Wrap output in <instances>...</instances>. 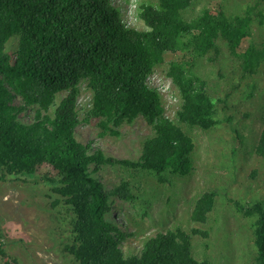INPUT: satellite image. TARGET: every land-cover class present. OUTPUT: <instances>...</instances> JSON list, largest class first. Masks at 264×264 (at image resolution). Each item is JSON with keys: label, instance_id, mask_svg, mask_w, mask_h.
I'll use <instances>...</instances> for the list:
<instances>
[{"label": "trees", "instance_id": "obj_1", "mask_svg": "<svg viewBox=\"0 0 264 264\" xmlns=\"http://www.w3.org/2000/svg\"><path fill=\"white\" fill-rule=\"evenodd\" d=\"M190 4L139 5L144 30L137 31L124 26L113 0H0V171L13 179L39 177L55 204L70 212L66 249L78 264H208L193 258L191 241V235L208 238L207 233L129 232L111 218L110 199L134 201L133 183L122 180L107 191L95 176L106 167L151 174L159 184L168 183V175H187L194 144L186 129L206 132L218 125L216 101L191 72L193 65L219 54V40L245 71L264 63V42L251 43L255 26L264 40V0L249 6L244 17L204 11L186 21ZM164 64L180 100L174 120L165 117L157 90L146 86ZM83 90L87 104L78 101ZM138 118L152 134L137 160L109 156L83 136L92 121L103 137L118 136L121 125ZM256 152L264 161V129ZM215 197L210 192L197 201L193 222H206ZM235 206L255 215V263L264 264V201L248 209ZM1 239L0 234V257Z\"/></svg>", "mask_w": 264, "mask_h": 264}, {"label": "rangeland", "instance_id": "obj_2", "mask_svg": "<svg viewBox=\"0 0 264 264\" xmlns=\"http://www.w3.org/2000/svg\"><path fill=\"white\" fill-rule=\"evenodd\" d=\"M259 1L191 0L183 17L190 21L205 11L212 15L222 12L235 19L244 17L248 7ZM157 2L114 0L123 18L130 22V17L137 31L144 28L136 17L138 6L149 3L156 7ZM251 37V43L257 47L264 42L257 26ZM218 47L219 54H208L191 69L216 101L218 125L206 132L186 129L194 144L190 172L185 176L168 175L169 182L164 184L157 183L151 174L118 167H106L95 176L107 191L122 180L133 183L130 189L134 201L110 199L111 218L126 225L129 232L146 235L175 228L188 233L199 230L207 233L208 238L191 235L196 261L256 264V217L237 211L235 204L239 202L248 209L264 201V161L256 152L264 129V63L254 71H245L242 60L232 56L223 41L219 40ZM166 70V64L156 68L149 84L161 97L165 117L174 120L180 100ZM78 101L87 104L89 93L83 90ZM96 124L92 121L83 127L88 131L83 136L107 155L119 159H139L141 143L152 134L142 118L131 125H121L118 136L100 137ZM210 192L216 197L206 222H193L191 216L197 201ZM55 201L56 197L39 177L13 179L0 171V234L4 250L0 264H78L66 249L70 242V212Z\"/></svg>", "mask_w": 264, "mask_h": 264}, {"label": "clouds", "instance_id": "obj_3", "mask_svg": "<svg viewBox=\"0 0 264 264\" xmlns=\"http://www.w3.org/2000/svg\"><path fill=\"white\" fill-rule=\"evenodd\" d=\"M113 4H114V6L116 7V5H115V3H114V0H113ZM118 10H119V12H120V14L122 15V22L124 23V26L126 27V28H131V29H134L133 28V26H132V23L128 26V25H126V20L123 18V16H124V14L121 12V9L119 8V7H116ZM137 14V13H136ZM137 17V16H136ZM138 19V18H137ZM126 21V22H125ZM143 30H144V28H143Z\"/></svg>", "mask_w": 264, "mask_h": 264}, {"label": "built area", "instance_id": "obj_4", "mask_svg": "<svg viewBox=\"0 0 264 264\" xmlns=\"http://www.w3.org/2000/svg\"><path fill=\"white\" fill-rule=\"evenodd\" d=\"M128 19H129V21L131 22V18L128 17ZM125 22H126V21H125ZM130 22L127 21V22H126V25L129 26V25L131 24ZM151 79H152L151 76H149L148 79L146 80V86L149 87V88H151V89H154V88L151 87L150 84H149V80H151ZM151 81H152V80H151Z\"/></svg>", "mask_w": 264, "mask_h": 264}]
</instances>
